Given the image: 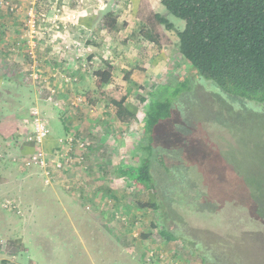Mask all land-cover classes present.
<instances>
[{"label": "rangeland", "instance_id": "374dc122", "mask_svg": "<svg viewBox=\"0 0 264 264\" xmlns=\"http://www.w3.org/2000/svg\"><path fill=\"white\" fill-rule=\"evenodd\" d=\"M14 1L21 4L19 11L31 7L37 16L36 30L45 32L35 41V53L44 64L46 83L51 85L55 80L49 73L67 68L57 60L59 56L48 54V47L56 40L62 46H79L75 39L51 36L57 30H70L69 7L76 8L74 0H64L63 8L47 0ZM57 8L69 26L54 20ZM170 22L177 30L185 25L184 20L171 13ZM20 25L19 29L28 28L23 20ZM84 59L83 54L78 56L80 71L93 74L90 65L82 66ZM178 61L174 75L162 74L146 86L126 80L128 101L138 104L139 94L146 97L138 104L135 119L127 123L115 119L111 106L104 111L109 119L96 113L94 106L103 104L96 101L86 79L87 86L74 92L84 96L77 99V105L72 104L76 97H64L67 108L72 107L79 120L80 129L73 136L89 140L91 145L81 152L76 165L60 177L46 182L35 167L24 168L9 159L0 160V179L5 180L0 183V201L14 200L20 209L16 213L0 207V244L4 243L0 264H202L200 252L193 244L183 246L178 240L161 237L160 227L177 222V234L189 235L187 242L197 244L205 257H213L220 264H261L264 249L252 234L261 233L264 239V114L251 105L240 106L241 100L225 95L215 82L200 75L183 58ZM67 73L76 75L68 69ZM74 84L67 85L74 88ZM177 86L182 91L174 94ZM152 96H167L172 101L177 97L182 110L192 109L197 114L196 122L184 116L177 120L180 126L176 128L186 130L190 124V144L184 154L189 179L213 209L197 206L191 189L182 192L184 199L177 193L156 192L154 196L119 175L122 165L132 162V149ZM45 99L41 101L47 103ZM184 101L188 105L180 106ZM35 106L42 111L40 105ZM167 122L163 120L156 126L159 136L168 130ZM95 125L99 132L93 131ZM154 201L157 207L148 206ZM167 208L172 215L167 214Z\"/></svg>", "mask_w": 264, "mask_h": 264}, {"label": "crops", "instance_id": "0c3cea01", "mask_svg": "<svg viewBox=\"0 0 264 264\" xmlns=\"http://www.w3.org/2000/svg\"><path fill=\"white\" fill-rule=\"evenodd\" d=\"M63 1L58 0V4H54L63 8L61 4ZM73 2L76 8L69 7L70 30H57L56 34L52 33L51 36L75 39L80 48L69 46L64 49L65 45L62 46L61 41L56 40L53 46L48 47L51 48L48 54L59 56L60 59L57 60L65 64L70 72L76 74V80L72 82L76 87H68L59 80L54 83L51 81L55 92L47 89L50 91L48 92L46 90L48 85L33 81L26 71L29 64L27 54L29 47L26 42L30 44L31 39L20 38L24 29H19L22 20L23 24L26 23L25 8L14 15H8L7 10L0 11V151L6 150L18 155L28 154L34 150L35 145L25 141V136L33 129L29 109L35 104L41 106L49 124L52 122L51 131L41 145L45 152L53 151L58 145L59 138L80 129L79 120L72 107L67 108L64 97L82 99L84 97L82 94L74 92L81 91L85 85L87 86L84 79L90 81L91 92L97 97L94 75L84 74L77 63L78 56L82 54L86 59H84V68L90 65L89 70L111 71L113 74L111 83L114 84L124 86L126 79L123 74L126 70L129 71L128 81L138 86H146L162 74L163 77L167 74L174 75L176 63H179L178 59L182 56L177 50V29L170 22V13L161 0H74ZM156 15L167 18L171 26L165 27L159 23ZM58 16L57 21L60 20L62 26L65 24L69 26L68 21L63 19L60 9ZM43 33L39 36L43 37ZM39 69L44 71V64L40 63ZM43 97H46L45 102L48 103L50 100L51 103L42 102ZM133 103L129 100L130 105ZM94 107L102 118L109 119L107 112H104L107 110L105 106L98 103V106ZM110 110L115 112L114 108ZM94 127L93 131L99 132L96 125ZM101 136L105 137L104 133ZM4 182L5 180L0 179V183Z\"/></svg>", "mask_w": 264, "mask_h": 264}, {"label": "trees", "instance_id": "16d2710c", "mask_svg": "<svg viewBox=\"0 0 264 264\" xmlns=\"http://www.w3.org/2000/svg\"><path fill=\"white\" fill-rule=\"evenodd\" d=\"M161 3L169 13L185 21L183 29L176 31L177 50L182 58L200 75L215 82L225 95L241 100L240 106L251 105L264 114V0H161ZM156 18L165 27L171 26L162 15H156ZM128 72L126 70L123 74L126 80L129 79ZM93 75L96 99L103 106L115 109V119L121 123L135 119L138 104L143 103L146 97L139 94L138 104L130 105L125 87L111 83V71L97 69ZM181 91L182 88L177 86L174 94ZM178 105L177 97L174 101L167 96L150 98L132 149V162L122 165L119 175L154 196L156 192L177 193L184 199L182 192L191 189L197 206L213 209L212 203L203 201V193L189 179L184 154L190 144V124L186 130L176 128L177 120L189 116L196 122L197 114L192 109L182 110ZM187 105L188 101H184L180 106ZM163 120L168 121L165 125L168 130L159 136L155 128ZM147 204L152 207L158 205L155 201ZM167 210V214L172 215ZM259 215L262 214L259 212ZM177 225L178 222L170 227H160L161 237L168 241L178 240L183 246L193 244L200 252L202 264H220L213 257H205L197 244L188 243L189 235H178ZM252 235L264 249L263 235ZM262 259L261 264H264V257Z\"/></svg>", "mask_w": 264, "mask_h": 264}, {"label": "built area", "instance_id": "2783aa9c", "mask_svg": "<svg viewBox=\"0 0 264 264\" xmlns=\"http://www.w3.org/2000/svg\"><path fill=\"white\" fill-rule=\"evenodd\" d=\"M54 3H57L58 0H47ZM35 3L40 2V0H34ZM7 10L9 12H17L20 10V4L14 0H0V11ZM59 11V9H56ZM59 13V12H58ZM45 13H39L40 16H44ZM26 23L28 27L24 29L20 35V38L30 37L31 43L28 45L27 54L29 58V64L26 70L31 79L35 82L43 81L44 85H48L47 88L51 92H55V88L52 85H49L47 82L48 78L45 77L44 71L39 69V62L37 58V43L36 39L39 37L43 31L36 30V20L37 16L33 13L32 8L30 7L26 11ZM57 16V17H56ZM58 15L55 14L54 20L56 21ZM45 20V19H44ZM35 39V40H34ZM69 45H65L64 48H68ZM82 66H85V61L81 63ZM30 65V68H29ZM63 70L49 73V75L56 81L59 80L63 84H71L76 80L75 75L67 73V69L61 68ZM65 71L66 73L62 72ZM54 83V82H53ZM72 100V104L77 105V100ZM32 117V131L25 136V141L31 142L35 145V148L32 152L28 154H13L11 152L0 151V160L9 159L12 162H18L24 168L35 167L39 170V173L46 178V182H49L52 178L60 177L59 175L76 165V159L81 157V152L84 149H87L91 145V141L80 139L74 137L73 134H67L64 137L58 139L57 147L51 152H45L41 147L43 139L49 134L50 128L48 124V119L45 117L40 109L35 105L31 106L29 109ZM0 207L4 210H12L16 213L20 212L18 204L11 199H2L0 201ZM3 241H1L0 249L2 250Z\"/></svg>", "mask_w": 264, "mask_h": 264}]
</instances>
